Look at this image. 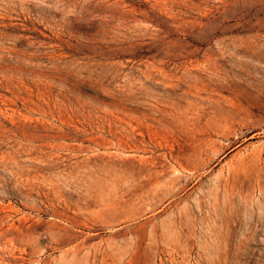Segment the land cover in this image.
I'll use <instances>...</instances> for the list:
<instances>
[{"label": "rangeland", "instance_id": "obj_1", "mask_svg": "<svg viewBox=\"0 0 264 264\" xmlns=\"http://www.w3.org/2000/svg\"><path fill=\"white\" fill-rule=\"evenodd\" d=\"M0 264H264V0H0Z\"/></svg>", "mask_w": 264, "mask_h": 264}]
</instances>
